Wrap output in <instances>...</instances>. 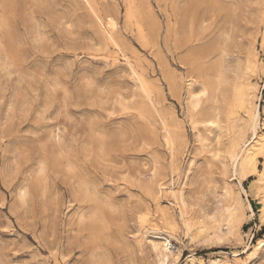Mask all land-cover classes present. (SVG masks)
<instances>
[{"label":"rangeland","instance_id":"1","mask_svg":"<svg viewBox=\"0 0 264 264\" xmlns=\"http://www.w3.org/2000/svg\"><path fill=\"white\" fill-rule=\"evenodd\" d=\"M263 34L264 0H0V264H264L225 110L250 59L264 136Z\"/></svg>","mask_w":264,"mask_h":264},{"label":"bare ground","instance_id":"2","mask_svg":"<svg viewBox=\"0 0 264 264\" xmlns=\"http://www.w3.org/2000/svg\"><path fill=\"white\" fill-rule=\"evenodd\" d=\"M87 1V0H86ZM95 12V11H94ZM96 14V13H95ZM98 16H96L97 19ZM100 17V16H99ZM98 17V18H99ZM107 18V17H106ZM109 19H106V25L109 28V37L113 40L114 39V35L112 34L114 29V25H115V21H113L111 19V17H108ZM101 19V18H100ZM101 21V20H100ZM116 26V25H115ZM264 39V34H263V38ZM115 42V40H113ZM264 42V41H263ZM116 44V43H115ZM254 65V63L252 62V64H250V59H247V62L245 64V67L242 70V81H240L238 84H236L234 86V92L232 95L231 100H226L229 101L228 102V110L227 112V119H234L235 118V114L237 111V108H240L244 111V113L247 114L248 118H249V123H250V127L252 130V135H251V139L247 140L243 149H241L239 155H237L236 157V163L234 166V172L238 173L239 175H243L246 171V169H248L250 172H255L259 171L258 169V165H257V155L261 154L264 157V136L261 134L257 133V129L256 126H258V120H259V110H258V105L254 102V96H255V87L253 85H251V83L249 82V72L253 69L252 66ZM218 67V65H217ZM218 71V70H217ZM223 74V73H222ZM215 76V74L213 75ZM217 76V75H216ZM241 76V75H240ZM190 78V77H189ZM203 78V77H202ZM209 78L208 76L205 77L202 81L203 84L200 87V90H196V92H190L193 89H189L190 91L189 93V97L192 99H195L197 101V98L200 96L198 94L202 93V94H206L208 92H211L213 90H215L219 85L217 83V86L215 87V89H212L211 91H208V89H211V82L210 80L206 79ZM213 79L217 78L212 77ZM192 80V79H190ZM226 80V79H225ZM241 80V79H240ZM193 81V80H192ZM196 82V81H195ZM216 82V81H215ZM213 81V83H215ZM212 83V84H213ZM233 83V82H232ZM194 84V83H192ZM191 81L190 83H188V86L191 87ZM231 84V83H230ZM229 84V85H230ZM215 85V84H214ZM200 86V85H198ZM188 89V87H187ZM209 89V90H210ZM221 89V88H220ZM225 90V88H222ZM221 92V90H220ZM227 92V91H226ZM214 93V92H213ZM211 93V94H213ZM219 92L215 91V94ZM210 94V93H209ZM217 94V95H218ZM221 94H219L220 96ZM209 96V95H208ZM207 96V97H208ZM215 96V95H213ZM226 96V95H225ZM211 97V96H209ZM208 97V98H209ZM204 98V97H203ZM215 98V97H214ZM219 98V97H218ZM221 98V97H220ZM189 99V98H188ZM206 99V98H205ZM210 99V98H209ZM217 99V98H216ZM227 99V98H226ZM229 99V98H228ZM208 100V99H207ZM212 100V99H211ZM216 101V100H215ZM214 101V102H215ZM202 102V101H201ZM209 102V101H208ZM218 102V99H217ZM196 103V102H195ZM222 103V102H221ZM190 104V103H189ZM194 104V103H193ZM225 104V103H224ZM213 106V104H210V106ZM197 106V105H196ZM221 107V106H220ZM194 108V106H193ZM226 108V107H225ZM209 110V109H208ZM218 110V109H216ZM210 113V112H209ZM216 115H218L220 113V111H215ZM214 116V115H213ZM212 116V117H213ZM215 117V116H214ZM210 123H213V120H209ZM216 121V120H215ZM237 146V141L232 143V147H236ZM260 155V156H261ZM247 172V171H246ZM246 174V173H245ZM260 175H263L262 177H264V161H263V166H262V170L260 172ZM244 176V175H243ZM263 188V187H262ZM91 195V194H90ZM85 196H89V193L87 191V189L85 190ZM263 196V195H262ZM261 208H262V213H261V217L262 219H264V196L262 198V203H261ZM233 215V211L230 212V214L228 215L229 217H231ZM187 217V216H186ZM192 222V221H191ZM185 226L186 228H188L189 226V222H187V220L185 221ZM191 226V225H190ZM206 227V226H205ZM198 229H200L199 231L201 232L202 229H204V225L201 224ZM197 231V230H196ZM159 241H153L152 242V247L154 248V250L156 251V255L159 258V263L158 264H173L175 261L178 260L179 256H180V249L175 248L174 252L170 251V240L168 237L166 236H162L159 235ZM258 246H262L264 245V240L261 239L258 241ZM236 254V253H235ZM195 256L190 257L189 259L191 260V263L193 264L194 261H192L193 259H195ZM198 261V260H197ZM188 262V261H187ZM190 263V264H191ZM199 264H204L201 262H199ZM208 264H229L226 261H221L220 259H213L210 260Z\"/></svg>","mask_w":264,"mask_h":264}]
</instances>
